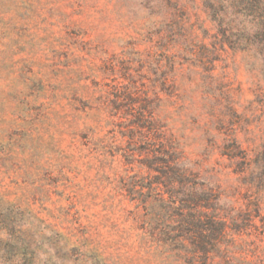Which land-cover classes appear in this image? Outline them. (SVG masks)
Listing matches in <instances>:
<instances>
[{"label":"rangeland","instance_id":"obj_1","mask_svg":"<svg viewBox=\"0 0 264 264\" xmlns=\"http://www.w3.org/2000/svg\"><path fill=\"white\" fill-rule=\"evenodd\" d=\"M141 1L0 0V212L29 243L2 244L0 264H187L154 242L126 192L145 171L106 147L114 128L97 106L119 83L136 108L158 107L187 165L220 193L232 218L212 263L264 264V198L247 203L252 191L231 158L234 142L251 157L260 148L264 81L242 53L219 44L204 64L200 43L209 50L211 39L197 25L195 48L184 37L170 48L180 62L176 91L159 92L158 106L151 63L163 44L152 22L160 17ZM179 2L213 35L199 1ZM62 239L76 249H60Z\"/></svg>","mask_w":264,"mask_h":264},{"label":"trees","instance_id":"obj_2","mask_svg":"<svg viewBox=\"0 0 264 264\" xmlns=\"http://www.w3.org/2000/svg\"><path fill=\"white\" fill-rule=\"evenodd\" d=\"M179 1H141L149 17H160L158 22L154 19L152 22L158 26V31L161 29L154 33L161 34L159 47L161 42L163 44L153 52L155 60L151 63L158 106L162 101L159 92L176 89L173 75L180 62L179 56L170 53V48L174 47L179 37H184L187 46L195 48L199 41L192 37V32L197 25L204 36L211 39L212 50L200 43L204 64L209 63L208 58L216 60V46L219 44L222 48L226 46L242 53L247 65L264 81V0H188L189 4L199 1L212 26L213 35H208V30L198 24L200 20L196 16L195 22H191L186 3ZM115 86V91L101 96L97 109L108 116L105 120L107 126L114 128L112 133L109 132L111 145L106 146L109 147L108 152L119 154L130 168L137 165L145 171L144 176L137 173L131 176L126 189L130 200L136 203V209L144 212V218L154 232L155 243L175 251L187 264H213L232 218L221 208L220 193L187 165L174 138L167 136L165 125L161 124L158 107L154 112L147 111L144 106L136 108L134 96L121 92L130 91L126 84ZM83 106L86 110L93 109L88 103H83ZM119 138H125L129 147L121 146ZM234 146L237 154L231 158L238 159L236 164L241 183L249 192L252 191V195L246 197L247 203L257 202L259 198H264V134L259 150L252 157L236 142ZM256 206L258 208L259 204ZM26 233V229L8 221L0 212L1 247L2 244H11L16 250L29 248V243L25 242ZM61 242L60 249H67L66 241L62 239ZM75 249L70 247L67 251Z\"/></svg>","mask_w":264,"mask_h":264}]
</instances>
